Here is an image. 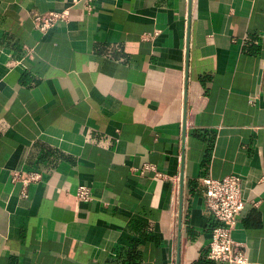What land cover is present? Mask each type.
Segmentation results:
<instances>
[{
  "label": "crops",
  "instance_id": "obj_1",
  "mask_svg": "<svg viewBox=\"0 0 264 264\" xmlns=\"http://www.w3.org/2000/svg\"><path fill=\"white\" fill-rule=\"evenodd\" d=\"M90 5L0 0V264H224L200 178L229 173L264 264V0ZM17 169L42 174L26 195Z\"/></svg>",
  "mask_w": 264,
  "mask_h": 264
},
{
  "label": "built area",
  "instance_id": "obj_2",
  "mask_svg": "<svg viewBox=\"0 0 264 264\" xmlns=\"http://www.w3.org/2000/svg\"><path fill=\"white\" fill-rule=\"evenodd\" d=\"M86 8H91L90 0H86ZM68 8L61 10H48L46 12H34L32 21L34 28L40 33H45L51 26L60 20H66ZM32 48H27L31 53ZM13 63V62H12ZM250 102L255 101V96H250ZM133 169H138L133 167ZM144 170L154 171L156 176L163 174L152 163H144L140 172ZM13 180L21 184V194L26 195L29 184L39 181L42 174L39 171L17 169L12 172ZM201 192L204 205L216 220L211 230L208 243L207 256L224 264H249L250 260L246 248L237 244L232 238V231L244 206L241 196V176L237 173H229L216 178L203 176L200 178ZM90 186L80 184L75 191L77 200L87 201L91 198Z\"/></svg>",
  "mask_w": 264,
  "mask_h": 264
}]
</instances>
